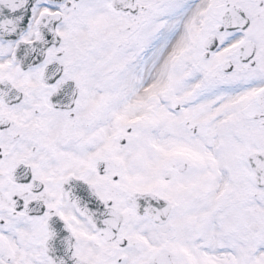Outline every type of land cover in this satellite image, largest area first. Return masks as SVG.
Segmentation results:
<instances>
[{
	"label": "snow or ice",
	"instance_id": "obj_1",
	"mask_svg": "<svg viewBox=\"0 0 264 264\" xmlns=\"http://www.w3.org/2000/svg\"><path fill=\"white\" fill-rule=\"evenodd\" d=\"M0 264H264V0H0Z\"/></svg>",
	"mask_w": 264,
	"mask_h": 264
}]
</instances>
